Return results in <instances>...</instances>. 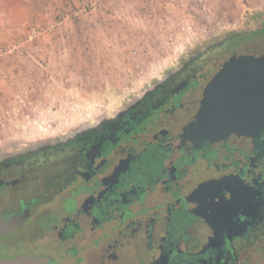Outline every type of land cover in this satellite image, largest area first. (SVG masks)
I'll use <instances>...</instances> for the list:
<instances>
[{"label":"flooded vegetation","instance_id":"flooded-vegetation-1","mask_svg":"<svg viewBox=\"0 0 264 264\" xmlns=\"http://www.w3.org/2000/svg\"><path fill=\"white\" fill-rule=\"evenodd\" d=\"M239 56H264V22L204 43L94 124L0 153V260L264 264V76L221 74ZM211 81L213 126L253 134L205 135Z\"/></svg>","mask_w":264,"mask_h":264},{"label":"rangeland","instance_id":"rangeland-1","mask_svg":"<svg viewBox=\"0 0 264 264\" xmlns=\"http://www.w3.org/2000/svg\"><path fill=\"white\" fill-rule=\"evenodd\" d=\"M94 2L49 33L87 0H0L1 154L94 124L199 46L264 22V0Z\"/></svg>","mask_w":264,"mask_h":264},{"label":"water","instance_id":"water-1","mask_svg":"<svg viewBox=\"0 0 264 264\" xmlns=\"http://www.w3.org/2000/svg\"><path fill=\"white\" fill-rule=\"evenodd\" d=\"M221 74H236L242 75L243 77H249L251 75L252 81L260 80V77L264 76V56L260 58H255L252 56H239L232 57L224 65V69ZM245 75V76H244ZM264 80V79H263ZM215 92L214 81H211L206 87L203 99L201 111L208 116V121H206V128L204 129L205 135L210 139H216L218 135L235 133L238 135H251L255 132L254 129L249 128H237L233 127L230 129H217L213 126V119L210 118L213 106V96ZM214 182H208L202 184L198 187L197 193L203 192L207 188L213 186ZM0 264H44L43 260L39 258H27L20 257L13 259L11 261H1Z\"/></svg>","mask_w":264,"mask_h":264},{"label":"built area","instance_id":"built-area-1","mask_svg":"<svg viewBox=\"0 0 264 264\" xmlns=\"http://www.w3.org/2000/svg\"><path fill=\"white\" fill-rule=\"evenodd\" d=\"M92 1H96L97 2H104L105 0H87L88 4H86V6H84L83 9L81 10H76V9H71L68 11H61V15H60V21L58 23H55L54 25H49L46 27V32L51 33L55 26H61L62 22L65 20H68L70 17L73 19H77L80 17V14L82 12H86L87 10L89 11L91 8H93L95 5V2L92 4ZM94 5V6H93ZM40 34V31H38V29H30L27 31L26 34V40L32 42L33 40H35V38ZM21 42L20 41H15L13 42L7 49H5L6 51L9 52H13V51H18L21 49Z\"/></svg>","mask_w":264,"mask_h":264}]
</instances>
